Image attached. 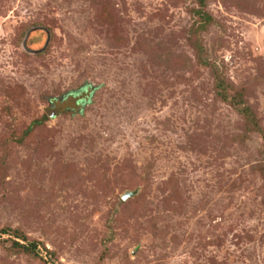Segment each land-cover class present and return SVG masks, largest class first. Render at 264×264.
I'll use <instances>...</instances> for the list:
<instances>
[{
    "label": "rangeland",
    "instance_id": "1",
    "mask_svg": "<svg viewBox=\"0 0 264 264\" xmlns=\"http://www.w3.org/2000/svg\"><path fill=\"white\" fill-rule=\"evenodd\" d=\"M0 264H264V0H0Z\"/></svg>",
    "mask_w": 264,
    "mask_h": 264
},
{
    "label": "trees",
    "instance_id": "2",
    "mask_svg": "<svg viewBox=\"0 0 264 264\" xmlns=\"http://www.w3.org/2000/svg\"><path fill=\"white\" fill-rule=\"evenodd\" d=\"M200 4H204L205 0H199ZM82 102V101H80ZM42 122V120H38L36 121V124H40ZM17 246H20V244L18 243H15ZM24 249L26 250H29V251H32V252H35L36 254H38V251H37V244L36 243H31L30 245H27V246H22ZM48 254L51 255V253L48 251L47 252ZM46 253V254H47ZM51 258V257H50Z\"/></svg>",
    "mask_w": 264,
    "mask_h": 264
},
{
    "label": "water",
    "instance_id": "3",
    "mask_svg": "<svg viewBox=\"0 0 264 264\" xmlns=\"http://www.w3.org/2000/svg\"><path fill=\"white\" fill-rule=\"evenodd\" d=\"M134 193H126L125 195H123V200L128 199V197L132 196Z\"/></svg>",
    "mask_w": 264,
    "mask_h": 264
}]
</instances>
